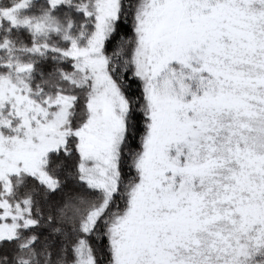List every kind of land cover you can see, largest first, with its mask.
I'll return each mask as SVG.
<instances>
[{
	"label": "snow or ice",
	"instance_id": "obj_1",
	"mask_svg": "<svg viewBox=\"0 0 264 264\" xmlns=\"http://www.w3.org/2000/svg\"><path fill=\"white\" fill-rule=\"evenodd\" d=\"M0 264H264V0H0Z\"/></svg>",
	"mask_w": 264,
	"mask_h": 264
}]
</instances>
